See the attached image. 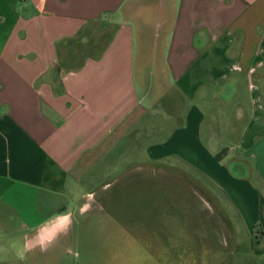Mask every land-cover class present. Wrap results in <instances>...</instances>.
Returning <instances> with one entry per match:
<instances>
[{
	"label": "crops",
	"instance_id": "obj_1",
	"mask_svg": "<svg viewBox=\"0 0 264 264\" xmlns=\"http://www.w3.org/2000/svg\"><path fill=\"white\" fill-rule=\"evenodd\" d=\"M143 1L0 0V226L21 221L29 247L85 215L126 156L256 194L203 125L215 96L242 93L238 149L264 136V0H176L159 58V33L127 13ZM243 218L264 256V219Z\"/></svg>",
	"mask_w": 264,
	"mask_h": 264
},
{
	"label": "rangeland",
	"instance_id": "obj_2",
	"mask_svg": "<svg viewBox=\"0 0 264 264\" xmlns=\"http://www.w3.org/2000/svg\"><path fill=\"white\" fill-rule=\"evenodd\" d=\"M175 2L144 0L127 7L142 33L148 27L159 33L158 58ZM161 78L165 82L163 73ZM211 103L213 123L203 125L204 138L217 151L232 152L227 160L231 175L247 182L255 195L242 185L221 189L202 174L126 156L118 181L113 184L114 174L102 180L108 184L106 195L93 189L89 211L77 214L70 228L42 246L27 245L25 235L32 231L19 220H11L6 229L0 226V264H264L256 248L259 226L250 230L243 218L244 212L251 221L264 219V189L255 172L259 168L264 175V136L242 153L238 141L249 119L247 96L222 93ZM145 151L141 146L134 152Z\"/></svg>",
	"mask_w": 264,
	"mask_h": 264
}]
</instances>
